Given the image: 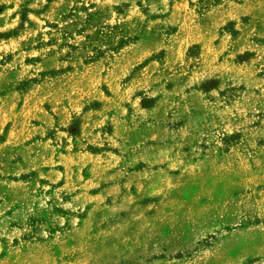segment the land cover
<instances>
[{
	"label": "rangeland",
	"instance_id": "1",
	"mask_svg": "<svg viewBox=\"0 0 264 264\" xmlns=\"http://www.w3.org/2000/svg\"><path fill=\"white\" fill-rule=\"evenodd\" d=\"M0 264H264V0H0Z\"/></svg>",
	"mask_w": 264,
	"mask_h": 264
}]
</instances>
